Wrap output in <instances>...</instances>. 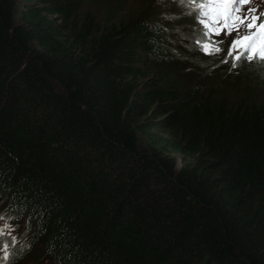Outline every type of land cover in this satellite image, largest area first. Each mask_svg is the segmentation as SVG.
I'll return each instance as SVG.
<instances>
[{
  "label": "trees",
  "instance_id": "16d2710c",
  "mask_svg": "<svg viewBox=\"0 0 264 264\" xmlns=\"http://www.w3.org/2000/svg\"><path fill=\"white\" fill-rule=\"evenodd\" d=\"M92 1L0 0L10 264H264V67Z\"/></svg>",
  "mask_w": 264,
  "mask_h": 264
},
{
  "label": "snow or ice",
  "instance_id": "6c2138e0",
  "mask_svg": "<svg viewBox=\"0 0 264 264\" xmlns=\"http://www.w3.org/2000/svg\"><path fill=\"white\" fill-rule=\"evenodd\" d=\"M249 3L251 0H179L187 14L200 26L201 35L195 43L201 51L208 55L220 53L223 41L214 40L213 36L223 32L232 37L235 33L228 53L230 56L235 53L233 60L256 62L264 67V13L257 15L254 8L245 12L244 5ZM0 221H3L0 225V250L4 253L0 264H10L9 249L16 244L17 238L11 237L10 242L5 240V236H10L14 229L5 215L0 214Z\"/></svg>",
  "mask_w": 264,
  "mask_h": 264
},
{
  "label": "rangeland",
  "instance_id": "374dc122",
  "mask_svg": "<svg viewBox=\"0 0 264 264\" xmlns=\"http://www.w3.org/2000/svg\"><path fill=\"white\" fill-rule=\"evenodd\" d=\"M132 1L133 0H131L130 2H132ZM137 1L139 2V0H137ZM158 2H161L162 8L165 9L164 10L165 12H171V11H175V10L183 11V10L186 9V8L182 7L179 4V0H155L154 4L155 5H156V3L159 4ZM91 4L95 5L94 8H95V11L98 13V17H99L100 16L99 14H100V11L102 9V5L103 4L99 0H94V2L92 1ZM252 5L259 6V12H263V10H264V0H262V1H260V0H251L250 4H245L244 5V9L243 10L246 12L249 8H253ZM259 12H257L256 14H258ZM182 20H183V18H182ZM175 25H177V24H175ZM195 25L198 28H200V26L198 25V23L196 21H195ZM234 36H235V33H233L232 37H228L222 32L219 36H213V39L217 40V41H223L222 44H224L226 47H230L231 40H232V38H234ZM182 50L186 51V49H182ZM234 55H235V53H233V56ZM183 66H186V65H183ZM2 224H3V221H0V225H2ZM8 224L11 225V227L13 228V224H11L9 222H8ZM6 237H8L9 240H11V237H15L14 236V232L12 231L10 236L6 235Z\"/></svg>",
  "mask_w": 264,
  "mask_h": 264
},
{
  "label": "clouds",
  "instance_id": "9594fccd",
  "mask_svg": "<svg viewBox=\"0 0 264 264\" xmlns=\"http://www.w3.org/2000/svg\"><path fill=\"white\" fill-rule=\"evenodd\" d=\"M260 1H262V0H260ZM250 4V3H249ZM252 7L254 8V9H256L257 10V12H259V6H257V5H252ZM261 8V7H260ZM261 13H264V10H263V12H259L257 15H259V14H261ZM262 18H264V17H262Z\"/></svg>",
  "mask_w": 264,
  "mask_h": 264
}]
</instances>
